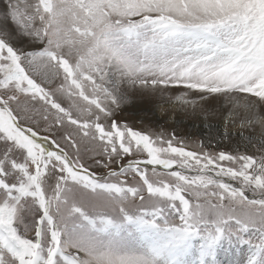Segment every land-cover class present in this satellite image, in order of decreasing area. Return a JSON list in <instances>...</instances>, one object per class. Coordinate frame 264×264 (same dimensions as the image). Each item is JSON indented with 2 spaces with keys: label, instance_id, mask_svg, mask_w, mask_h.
<instances>
[{
  "label": "snow or ice",
  "instance_id": "1",
  "mask_svg": "<svg viewBox=\"0 0 264 264\" xmlns=\"http://www.w3.org/2000/svg\"><path fill=\"white\" fill-rule=\"evenodd\" d=\"M157 95L259 139L117 118ZM0 264H264V0H0Z\"/></svg>",
  "mask_w": 264,
  "mask_h": 264
},
{
  "label": "rangeland",
  "instance_id": "2",
  "mask_svg": "<svg viewBox=\"0 0 264 264\" xmlns=\"http://www.w3.org/2000/svg\"><path fill=\"white\" fill-rule=\"evenodd\" d=\"M206 107L211 112L207 119L203 115L193 114L190 109L185 111L175 107L168 101L167 96H137L133 103L124 106L117 113V118L137 128L175 132L177 137L190 144L203 141L205 145L211 144L228 150L236 148L237 145L244 147L246 141L242 139V135L245 138L252 135L254 139H259L258 130L251 132L247 128L241 129L240 113L226 98L214 99ZM223 117H228L225 128L218 126L224 120ZM249 151L255 149L249 147Z\"/></svg>",
  "mask_w": 264,
  "mask_h": 264
},
{
  "label": "bare ground",
  "instance_id": "3",
  "mask_svg": "<svg viewBox=\"0 0 264 264\" xmlns=\"http://www.w3.org/2000/svg\"><path fill=\"white\" fill-rule=\"evenodd\" d=\"M229 117V116H228ZM228 117L224 118V120H221L219 123L220 125L218 124V126H221L222 128H225L227 126V122H228ZM238 122V121H237ZM228 128V127H227ZM246 129V128H245ZM202 130V129H201ZM234 130V129H233ZM259 131V129H257Z\"/></svg>",
  "mask_w": 264,
  "mask_h": 264
}]
</instances>
